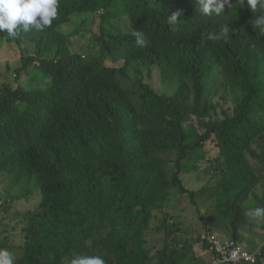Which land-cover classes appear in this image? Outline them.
Returning a JSON list of instances; mask_svg holds the SVG:
<instances>
[{
    "label": "trees",
    "instance_id": "16d2710c",
    "mask_svg": "<svg viewBox=\"0 0 264 264\" xmlns=\"http://www.w3.org/2000/svg\"><path fill=\"white\" fill-rule=\"evenodd\" d=\"M237 2H231L230 8L242 7ZM58 3L61 14L55 24L54 20L43 30L27 32L20 28L13 38L23 53L25 41L35 44V56H23V70L40 60L39 68L49 88L34 92L18 88L0 93V179L26 190L24 182L28 185L36 178L43 197L42 210L47 209V213L41 210L40 222L24 229L23 244L7 245L8 240L0 243V249L9 246L7 250L17 258L14 264H65L73 253L90 251L86 241L93 229L84 220L93 214L97 222L111 229V247L120 264H147L149 252L144 247V233L151 227L153 210L161 198L150 195L147 186L135 181L132 174L139 162L146 177L156 172L153 156L145 153L147 148L155 154L159 151L174 155L159 159L157 166L163 167L164 161L173 165L172 180L166 187L188 195L193 204L196 192L186 188L181 178L183 174L198 172L197 162L206 157L204 147L213 136L220 150L213 172L222 171L220 188L230 191L236 178L248 181L253 174L243 151L258 133L253 120L257 114L254 104L261 98L256 79L259 67L264 66V35L252 25L254 17L264 14V9L252 12L244 7L243 13H234L233 23L221 20L230 13L228 9L218 17H198L195 0ZM101 10L129 17L133 31H142L148 43L144 47L137 45L133 31L102 29V51L89 55L79 69L67 36L59 28L67 22L65 17L98 14ZM177 12V22L169 24L168 17ZM219 22L229 28L232 43V34H236L237 45L231 43L226 48L209 39V32ZM119 60L123 61L120 68L113 65ZM213 67H222L226 84L246 94L237 115L224 123L203 119L210 110L203 105L205 87L201 78L207 68ZM153 68L174 71L189 79L195 94L193 106L187 100V85L181 86L174 96L163 97L139 82L144 91L139 112L126 94L125 78L133 71ZM189 119L204 120V133L186 132L184 124ZM100 176L113 179L109 197L93 194V184ZM129 191L139 199L133 206L139 205L140 211L120 206ZM222 193L224 196V189ZM163 196L173 200L168 194ZM240 207L232 215L222 204L217 208L222 218H228L236 240L241 237ZM171 228L172 225H165V229ZM189 246H193L190 240ZM172 249H177L176 244ZM158 264H170L168 256H163Z\"/></svg>",
    "mask_w": 264,
    "mask_h": 264
},
{
    "label": "rangeland",
    "instance_id": "374dc122",
    "mask_svg": "<svg viewBox=\"0 0 264 264\" xmlns=\"http://www.w3.org/2000/svg\"><path fill=\"white\" fill-rule=\"evenodd\" d=\"M113 11H99L98 14L89 16H75L73 22L67 27L66 34L72 36L71 50L76 57L79 69L85 59L99 51V45L104 43L101 37L102 29H110L122 32L133 31L132 20L123 15H114ZM103 19V20H102ZM0 93L14 89L19 85L28 91H39L48 89V84L44 80L41 71L33 69L17 72L21 67V57L33 54L35 45L25 41L21 52L13 41L7 36V30L0 31ZM111 65V63H107ZM113 65L119 68L123 66V61L119 60ZM259 75L256 79L260 89L261 98L254 104L257 114L254 113L253 124L256 125L257 136L252 143L243 151V155L248 159L253 170V174L248 181L238 177L235 185L230 191L224 186L217 190L221 173L216 171L215 159L220 156V150L216 145L213 136L204 147L206 157L200 162L198 172L192 175H182V182L186 188L196 192L195 204L188 195H181L175 190L168 189L172 175L170 170L173 165L169 161H164V166H157L159 159L167 156L174 157L167 152L156 151L147 148L145 153L153 156L152 165L156 172L152 177L145 176V169L141 162L136 163L132 168V174L138 183L147 186L150 195L161 198L158 205L153 210V220L150 229L144 233V247L149 252L147 264H158L163 256H168L169 263L174 264L179 260V264H210V255L207 254L201 245L200 236L203 232H210L220 236L224 241L226 235H231L228 218H222L218 205L222 204L223 209L231 213L237 211V207L243 210L241 240L248 248L261 250L264 246V219L252 218L247 213L249 209L257 207L264 208V66H260ZM204 84L203 105L209 110H215L217 119L222 123L236 116L237 109L245 98V93L235 87L228 86L222 74V67L207 68L205 77L201 78ZM149 86L154 92L163 97L174 96L178 89L187 85L189 94L187 100L193 106L195 94L192 82L183 75L170 71H160L158 69H143L141 72L133 71L125 78L124 88L126 94L136 105L140 112L143 106L142 95L144 93L140 84ZM208 121L209 116H205ZM204 120L189 119L184 124L186 132L191 134H203L202 125ZM211 165V166H209ZM113 179L107 176L97 178L93 184V194H101L109 197L112 194ZM26 190L21 185L11 187L7 182L0 179V243L8 241L7 245L18 246L23 244L24 229L33 222H40L42 219L41 210L43 197L36 178H33L28 185L24 182ZM226 186V185H225ZM192 187V188H191ZM224 189V196L222 190ZM161 190L165 192L160 193ZM158 192L157 194L153 192ZM163 194H168L169 199ZM241 194H246L242 198ZM168 200V201H167ZM122 207H132L135 211H140L139 202L132 191L121 200ZM42 213H47L44 208ZM84 224L93 229L91 237L86 241L90 251L83 255L101 256L106 264H120L114 256L111 247V229L99 222L93 214L84 220ZM172 225L170 230L165 229V225ZM182 233V234H181ZM189 240L193 246H189ZM177 242V243H176ZM176 244L177 249H172ZM9 247V246H8ZM6 247V250L8 249ZM189 247L192 249L189 250ZM133 251V248L131 249ZM19 254V253H18ZM15 257V256H14ZM17 258H14V262ZM130 264V263H123Z\"/></svg>",
    "mask_w": 264,
    "mask_h": 264
},
{
    "label": "clouds",
    "instance_id": "9594fccd",
    "mask_svg": "<svg viewBox=\"0 0 264 264\" xmlns=\"http://www.w3.org/2000/svg\"><path fill=\"white\" fill-rule=\"evenodd\" d=\"M195 1L197 3L196 9L198 10L199 13L198 17H202L201 14L204 17H208V18H213L212 15H216L218 17L223 13H225L226 9H228L230 10V13L224 15L221 20L227 19L228 21L225 22H233V23L235 18L234 13H243L244 7H246L248 11H252V12H256L258 8L264 9V0H237L238 1L237 3H240L242 7H235L234 9H231L230 7L233 5L231 2H234L235 0H195ZM58 7H59L58 0H0V31L7 30V36L14 38L18 35V30L20 28H22L23 31L25 32L29 31L30 29L43 30L44 28L51 26L54 20H55L54 22L55 24L60 19L58 13L61 14V12H58ZM179 14L180 13L177 12L169 16L168 23L169 24L176 23L177 16ZM89 15H94V13L75 14V15H71L70 17H65L67 19V22L59 28L60 33L67 36L70 50H71V46H70L71 39H73V37L66 34L67 27L69 26V24L73 22V17L89 16ZM252 27L253 29H258L261 35H264V14H258L254 17V24L252 25ZM132 35L136 38V43L140 47H144L148 43V40L142 31H138V30L133 31ZM230 35H231L230 30L227 27V25L223 26V23L219 22L214 27V29H212L209 32V39H212L214 44L217 41L218 43L223 44L224 47L227 48L230 47L232 43ZM232 36L234 38L232 46L237 45L236 34L233 33ZM102 46L103 45H99L100 47L99 51L91 55H98L102 51ZM19 50L22 52L21 48ZM35 51H36V47L33 54H29L28 56L34 57ZM24 58L26 57H23L22 55L21 67L17 69V72L22 73L25 70H30V69H33L34 71H42L41 68H39L41 66L40 60H36L32 65H29L27 68L23 70ZM210 58L213 59L214 56H210ZM18 88L24 91H28L23 89L20 85L10 90H16ZM28 92H34V91H28ZM205 116H209L208 121H212V120L220 121L219 119H217L216 111L213 109L210 110V114ZM203 119L206 120L205 117ZM219 173H221V175L219 174V176H222V171ZM221 180L222 178H220V181L217 186V190L220 188L219 184ZM247 214L252 218L264 219V208L257 207L255 209H249ZM212 236L222 246L230 245L231 242H234L236 245L240 246L245 252L249 253L251 256H254L256 260L254 263L242 262L238 264H264V252H263L264 246L261 248V250H253L248 248L245 244H243L241 237L240 240H236L232 237V229H231V235L224 236L226 237L224 241L220 240V236L222 235L216 236L211 234L210 232H203L201 234L200 236L201 245L204 248L205 252L210 255V264L232 263V262L224 261L222 255L228 252V247L217 249L216 245L210 241ZM0 264H14L13 254L6 249H0ZM65 264H106V262L101 256L98 255H83V254L73 253L72 258L70 260L65 261Z\"/></svg>",
    "mask_w": 264,
    "mask_h": 264
},
{
    "label": "built area",
    "instance_id": "2783aa9c",
    "mask_svg": "<svg viewBox=\"0 0 264 264\" xmlns=\"http://www.w3.org/2000/svg\"><path fill=\"white\" fill-rule=\"evenodd\" d=\"M216 245L217 249L228 247V252L222 254L224 261L232 262L235 264L242 262H251L254 263L255 257L251 256L249 253L245 252L240 246L236 245L234 242H231L230 245L222 246L216 239L212 236L210 239Z\"/></svg>",
    "mask_w": 264,
    "mask_h": 264
}]
</instances>
